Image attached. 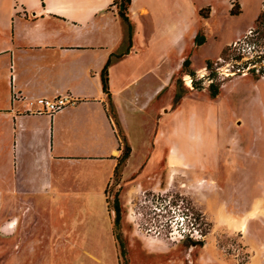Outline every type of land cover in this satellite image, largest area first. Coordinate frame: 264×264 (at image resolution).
<instances>
[{
  "label": "crops",
  "instance_id": "crops-1",
  "mask_svg": "<svg viewBox=\"0 0 264 264\" xmlns=\"http://www.w3.org/2000/svg\"><path fill=\"white\" fill-rule=\"evenodd\" d=\"M135 4L132 0L129 6V34L114 0H0V207L5 200L28 207L36 202L32 197L72 190L78 179L94 176L103 183L107 199L126 146L130 154L118 169L120 198L129 202L139 191L171 188L149 173L146 164L153 155L146 149L138 152L133 139L139 125L169 113L165 106L154 110L152 103L166 84L186 73L182 67L187 59L196 71L213 62L210 56L206 66H197L186 53L201 32L206 35L220 24L197 13L187 15L185 0H148L138 9ZM203 46L195 45L199 50ZM109 60L106 92L102 72ZM149 74L156 85L138 92ZM59 95H71L76 102L54 114L36 113L28 104ZM174 162L182 163V158L176 156ZM166 163L169 167L168 155ZM77 165L89 166L83 179L70 172ZM188 180L191 184L180 191H193L195 204L210 220L212 210L219 208L222 219L217 216L216 225L243 228V242L254 252L243 224L250 211L244 210V191L245 200L236 207L230 194L229 202L208 200L198 189L202 181L196 173ZM257 203L262 206L263 198ZM258 211L263 213L264 207ZM110 223L113 229L112 219ZM14 228L9 221L1 232L11 235Z\"/></svg>",
  "mask_w": 264,
  "mask_h": 264
},
{
  "label": "rangeland",
  "instance_id": "rangeland-1",
  "mask_svg": "<svg viewBox=\"0 0 264 264\" xmlns=\"http://www.w3.org/2000/svg\"><path fill=\"white\" fill-rule=\"evenodd\" d=\"M146 3L136 0L134 7ZM185 4L187 15L197 13L203 20L208 17L220 24L206 35L201 32L188 45L186 54L193 55L194 64L206 66L207 57L213 56V62L221 65L240 61L245 67L251 63L264 70V14L260 16L264 0H185ZM236 41L241 43L239 50L233 46ZM196 44L204 46L199 50ZM182 68L186 73L166 84L152 103L154 110L165 106L169 113L162 119L155 114L149 124L139 125L133 140L138 152L146 149L153 155L146 164L149 173L161 179L164 187L168 182L171 185L159 192L163 193L160 198L173 196L176 202L183 198L202 222L203 239L170 241L160 218L156 220L151 213L152 203L143 202L141 191L129 202L127 197L120 198L118 171L107 189V199L103 183L94 176L90 181L78 179L72 190L32 197L36 202L28 207L11 206L5 200L0 207V264H264V212L257 213L264 207V73L225 77L211 72L209 81L198 78L188 59ZM185 74L194 79L190 88ZM153 76L148 75L147 83L139 82L138 92L156 85ZM212 85L218 90L215 96ZM176 156L182 163L174 162ZM87 167L77 165L70 172L83 179ZM194 173L202 181L198 189L210 201L229 202L230 194L237 207V201L245 200L244 191V210L250 211L243 224L254 252L243 242V228L216 225L219 208L212 210L210 220L195 204L193 191H180L183 186L188 188ZM261 198L262 206L257 203ZM208 200L204 202L212 203ZM9 221L15 230L5 236L1 229Z\"/></svg>",
  "mask_w": 264,
  "mask_h": 264
},
{
  "label": "built area",
  "instance_id": "built-area-1",
  "mask_svg": "<svg viewBox=\"0 0 264 264\" xmlns=\"http://www.w3.org/2000/svg\"><path fill=\"white\" fill-rule=\"evenodd\" d=\"M252 31H248L251 33ZM241 43L236 41L234 47L237 49ZM239 50V48H238ZM242 62L234 61L228 62L225 65H221L219 61L212 62L207 67L197 71V76L199 79L206 78L209 81L210 73L213 72L220 76H232L237 73H248L250 71L263 72L262 66L256 69V65L248 63V65L241 66ZM255 70H252V69ZM189 83L192 87L193 77L191 75H185V83ZM76 102V99L71 95H59L55 98H46L40 97L36 99H31L28 101V104L31 107H34V112L36 113H46L54 114L55 112L72 105ZM163 193L159 192H149L142 190L141 195L144 198V203H152L151 213H154L155 219L160 218L161 226L164 227L166 237L172 242H179L183 240H202L204 237L202 222L194 214L192 209L187 206L186 201L183 198H180L176 202L173 196L162 197ZM149 196V198H148Z\"/></svg>",
  "mask_w": 264,
  "mask_h": 264
},
{
  "label": "trees",
  "instance_id": "trees-1",
  "mask_svg": "<svg viewBox=\"0 0 264 264\" xmlns=\"http://www.w3.org/2000/svg\"><path fill=\"white\" fill-rule=\"evenodd\" d=\"M131 2H132V0H114V5L118 6L120 17L127 24V30L129 32V34L132 33V25L129 21V16H128L129 6H130ZM263 14H264V11L262 12V14L260 16H263ZM110 63H111V60L108 61V63L106 64V66L102 72L103 88L106 92H108V89H109L108 66ZM186 63H188V61ZM211 87H212L213 92H215L214 96L217 95V91H218L217 87L214 85H212ZM129 154H130V147L126 146L124 153H123L121 159L119 160V164L117 166V172H118L119 166L128 158ZM115 206H116V211H117V218H120V216H119L120 215V204L118 203V200H117Z\"/></svg>",
  "mask_w": 264,
  "mask_h": 264
},
{
  "label": "flooded vegetation",
  "instance_id": "flooded-vegetation-1",
  "mask_svg": "<svg viewBox=\"0 0 264 264\" xmlns=\"http://www.w3.org/2000/svg\"><path fill=\"white\" fill-rule=\"evenodd\" d=\"M121 212V211H120ZM120 216V215H119ZM116 220H120V218H117V215H116ZM130 222L132 223V225L134 226V223L132 222V220L130 219Z\"/></svg>",
  "mask_w": 264,
  "mask_h": 264
},
{
  "label": "bare ground",
  "instance_id": "bare-ground-1",
  "mask_svg": "<svg viewBox=\"0 0 264 264\" xmlns=\"http://www.w3.org/2000/svg\"><path fill=\"white\" fill-rule=\"evenodd\" d=\"M234 75H235V74H234ZM187 79H188V83H187V85H188V86H190V83H189V78H187ZM190 87H191V86H190ZM190 87H189V88H190Z\"/></svg>",
  "mask_w": 264,
  "mask_h": 264
}]
</instances>
